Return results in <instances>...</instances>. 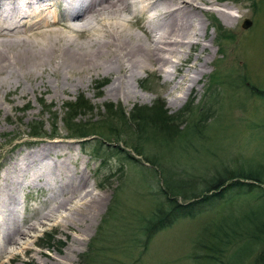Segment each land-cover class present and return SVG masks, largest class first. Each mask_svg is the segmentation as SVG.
I'll use <instances>...</instances> for the list:
<instances>
[{
    "label": "rangeland",
    "instance_id": "obj_1",
    "mask_svg": "<svg viewBox=\"0 0 264 264\" xmlns=\"http://www.w3.org/2000/svg\"><path fill=\"white\" fill-rule=\"evenodd\" d=\"M225 3L234 5V15L243 18L233 27L223 23L216 12H211V21L203 18L208 28L206 41H210L205 43L216 52L204 77L177 103L164 96L169 84H162L148 72L141 73L138 80V90L148 97L142 100L105 99L109 79L101 75L68 94L55 92L57 77L52 74H45L36 85L25 78L7 81L0 93V189L7 192L0 216L5 214L9 221L0 228V237L13 226L26 235L18 243L22 242L21 246L0 241V264H80L82 255H87L86 260L93 256L87 251L90 244L103 248L102 256L97 257L110 264H205L202 257L209 256L207 246L213 244V233L234 225L248 211L242 196L212 207L203 205L198 216L178 220L152 236L146 250L141 244L130 246L125 242L139 219H146L157 207L160 170L133 154L146 171L140 164H126L118 155L94 158L90 147L83 150L77 139L66 138L60 118L63 106L81 97L93 111H82L76 123L101 122L108 104L120 106L126 114L134 107H155L167 116L177 115L173 125L180 128L174 132V140L162 144L146 129L150 141L144 142V147L158 157L168 175L194 184V191L199 192L227 169H263L264 100L254 96L253 90L264 91V0ZM246 20L250 26L244 29ZM51 114L57 118L55 125ZM32 123L40 124L48 135L55 126L59 135L30 138ZM114 144L130 153L122 143ZM121 168V174L114 176ZM46 171L52 174L46 175ZM78 179L84 186L80 197L69 201L63 213L49 217L51 205L62 201V193ZM91 200L94 203L87 206L89 210H79L81 224H73L68 219L70 213ZM177 201L183 203L181 197ZM109 214L112 217L103 232ZM45 234L51 236L50 242L43 239ZM262 251L264 244L253 256ZM251 263L252 257L245 264Z\"/></svg>",
    "mask_w": 264,
    "mask_h": 264
},
{
    "label": "bare ground",
    "instance_id": "obj_2",
    "mask_svg": "<svg viewBox=\"0 0 264 264\" xmlns=\"http://www.w3.org/2000/svg\"><path fill=\"white\" fill-rule=\"evenodd\" d=\"M226 1L0 0V93L9 79L25 78L36 85L52 74L57 77L55 92L68 94L101 75L109 79L105 99L142 100L148 97L138 90V80L148 72L169 84L164 96L177 103L204 77L216 52L205 43L203 18L211 21L216 12L229 27L243 18ZM83 187L79 179L72 180L62 201L51 205L49 217L63 213ZM5 190L0 189V208L6 205ZM93 203L77 206L68 219L81 224L79 210ZM8 221L1 215L0 228ZM25 235L13 226L0 241L16 245Z\"/></svg>",
    "mask_w": 264,
    "mask_h": 264
},
{
    "label": "trees",
    "instance_id": "obj_3",
    "mask_svg": "<svg viewBox=\"0 0 264 264\" xmlns=\"http://www.w3.org/2000/svg\"><path fill=\"white\" fill-rule=\"evenodd\" d=\"M253 94L264 100V91L254 89ZM63 110L60 121H62L66 138L79 140L83 150L90 147L94 158L101 155L104 160L106 156L118 155L126 164L142 165L131 155L133 154L143 158L145 164L160 170L161 188L159 187L157 194V207L146 219H139L136 230H132L125 243L130 246L141 244L142 248L146 250L152 236L170 228L178 220L192 219L196 215L198 216L203 205L206 208L209 205L212 207L215 204H223L237 196H242L241 202L246 205L248 211L242 215L240 220H236L234 225H226L217 229L218 232L213 233L211 238L209 236L212 239L210 242L213 244L207 246V249L210 250L207 251L209 256L202 257V259L205 264H245L252 257L251 264H264V251L253 256L255 249L264 244V168L250 166L248 169L241 167L240 169H227L210 179L202 190L194 191L197 188L194 184L187 185L183 181L174 179V174L168 175L165 172V170L167 171L165 166L158 163V157L149 151L147 146L144 147V142L150 141L146 136V129L159 137L158 142L162 144L169 143L168 139L174 140L176 134H173L180 128V125H173L177 115L175 117L167 116L164 110L155 107H134L129 114H126L120 106L108 104L104 107L105 114L101 122L76 123L77 116L82 111L87 114L93 111L88 101L82 97L74 102L66 103ZM50 116L53 125H55L57 121L55 114ZM39 126L40 124L37 123H32L29 126L30 138L53 139L58 137L57 127L53 126L48 135ZM133 136H136L137 140ZM114 143H122L125 150L130 153L113 146L116 145ZM144 168L146 167L143 166L142 169L145 170ZM121 170L122 168L114 176L120 175ZM177 182H181L183 185H179ZM257 190L258 192H256ZM180 197L183 203L177 201ZM110 217H112L111 214L104 219L103 232L108 225V220L111 219ZM115 228L116 225L112 227V230L114 231ZM48 235L45 234L43 239L50 242L51 236ZM215 244L225 251L221 252L222 249L220 250ZM87 251L93 253V256L86 260L84 256L87 255H82L80 264H110L99 259L103 254V248H94V245L90 244ZM218 253L220 254L217 256L213 255Z\"/></svg>",
    "mask_w": 264,
    "mask_h": 264
},
{
    "label": "water",
    "instance_id": "obj_4",
    "mask_svg": "<svg viewBox=\"0 0 264 264\" xmlns=\"http://www.w3.org/2000/svg\"><path fill=\"white\" fill-rule=\"evenodd\" d=\"M249 25H250V22H248V21L246 20V21H244L243 28L246 29V28L249 27Z\"/></svg>",
    "mask_w": 264,
    "mask_h": 264
}]
</instances>
